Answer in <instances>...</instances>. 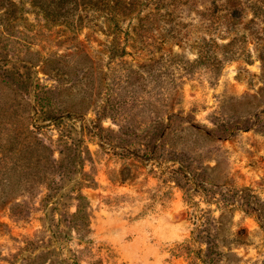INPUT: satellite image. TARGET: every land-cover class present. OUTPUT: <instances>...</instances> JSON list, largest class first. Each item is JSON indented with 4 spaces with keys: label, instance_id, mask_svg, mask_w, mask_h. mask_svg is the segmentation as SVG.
Segmentation results:
<instances>
[{
    "label": "rangeland",
    "instance_id": "374dc122",
    "mask_svg": "<svg viewBox=\"0 0 264 264\" xmlns=\"http://www.w3.org/2000/svg\"><path fill=\"white\" fill-rule=\"evenodd\" d=\"M202 256L264 264V0H0V264Z\"/></svg>",
    "mask_w": 264,
    "mask_h": 264
},
{
    "label": "trees",
    "instance_id": "16d2710c",
    "mask_svg": "<svg viewBox=\"0 0 264 264\" xmlns=\"http://www.w3.org/2000/svg\"><path fill=\"white\" fill-rule=\"evenodd\" d=\"M199 232L203 231L202 229L198 230ZM204 233H206V231H203ZM217 237H215V239L213 241L210 240L208 247H207V252H210L211 254L215 253L214 251L219 247V244L216 243ZM193 241V240H192ZM203 258V256H202ZM203 260H205L203 258ZM217 262L214 259H209V260H205V264H216Z\"/></svg>",
    "mask_w": 264,
    "mask_h": 264
}]
</instances>
